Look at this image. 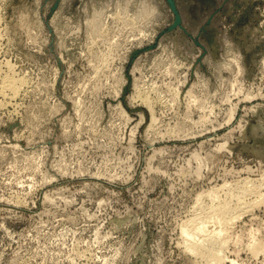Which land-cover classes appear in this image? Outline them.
I'll list each match as a JSON object with an SVG mask.
<instances>
[{"label":"rangeland","instance_id":"374dc122","mask_svg":"<svg viewBox=\"0 0 264 264\" xmlns=\"http://www.w3.org/2000/svg\"><path fill=\"white\" fill-rule=\"evenodd\" d=\"M213 262L264 264V0H0V264Z\"/></svg>","mask_w":264,"mask_h":264},{"label":"bare ground","instance_id":"6f19581e","mask_svg":"<svg viewBox=\"0 0 264 264\" xmlns=\"http://www.w3.org/2000/svg\"><path fill=\"white\" fill-rule=\"evenodd\" d=\"M7 80V79H6ZM15 82H17V81H12V80H8V81H5V85L7 84V86L8 87H10V89H9V91L11 90V89H13L14 88V84H15ZM1 83H2V81H1ZM18 83H19V81H18ZM2 85H3V83H2ZM1 85V86H2ZM19 85H21V84H19ZM17 87V86H16ZM1 88H3V87H1ZM4 88H6V86H4ZM18 88V87H17ZM8 88H6V90H7ZM12 91V90H11ZM15 91V88H14V90H13V92ZM15 93H16V91H15ZM5 94V93H4ZM16 96V95H15ZM147 101V100H146ZM252 190V189H251ZM232 191H234V190H232ZM254 191V190H253ZM250 192V191H249ZM240 193V192H239ZM228 194V193H227ZM252 194V193H251ZM232 195V194H231ZM243 196V195H242ZM240 197V196H239ZM243 198H244V196H243ZM239 201V200H238ZM241 201V200H240ZM239 201V202H240ZM244 201V200H243ZM231 202V201H230ZM242 202V201H241ZM238 202H236V204H237ZM243 203V202H242ZM230 204V203H229ZM239 204V203H238ZM242 205V204H241ZM240 205V206H241ZM245 205V204H244ZM223 206V205H222ZM227 205H225V206H223V207H220L219 209H216V211H215V217H217L216 219L219 221V222H222L223 221V216L224 215H226V214H228L229 212H230V210H229V208H227L226 207ZM202 207V206H201ZM215 207V206H214ZM217 207H218V205H217ZM204 209V208H203ZM208 209V208H207ZM205 211V210H204ZM213 213V212H212ZM208 214H209V212H208ZM211 214V213H210ZM209 214V215H210ZM199 216V215H198ZM227 216V215H226ZM204 217V216H203ZM202 217V218H203ZM207 217V216H206ZM209 217V216H208ZM229 217L227 216V219H228ZM215 219V218H214ZM225 220V219H224ZM191 221V220H190ZM205 221V220H204ZM224 222V221H223ZM225 222H226V220H225ZM227 222H228V220H227ZM226 222V223H227ZM194 223V222H193ZM206 223V222H205ZM191 224V223H190ZM195 224H196V222H195ZM228 224V223H227ZM194 226V225H193ZM187 227V226H186ZM197 227V226H196ZM194 228H192V230H193ZM205 229H206V226H204V225H202V226H199L197 229H196V231L198 232V233H200V234H202L203 235V233L205 232ZM214 234V233H213ZM220 234V233H219ZM184 235H185V237L186 238H191V237H193L195 234H194V232H192L191 230H185L184 231ZM204 236V235H203ZM211 236V235H210ZM209 235L208 236H206L205 237V242H203L204 244H201L200 245V243H201V241H200V243H199V246H197V242H192V245L191 244H188V242H187V245L190 247V250L191 251H194L195 253H198V255L200 254V256H204V257H208L207 259H211V260H214L216 263H219L220 261H221V258L219 257L220 255L218 254V251H222L221 249V247H222V245H220L219 247H216L217 246V244L215 245V243L216 242H218L217 240H218V238H219V236H218V238H217V235H213V236H211L210 237ZM221 236V235H220ZM204 238V237H203ZM221 238V237H220ZM201 239V238H200ZM189 240V239H188ZM197 240H199V239H197ZM221 242V241H220ZM219 245V244H218ZM197 247V248H196ZM197 250H196V249ZM222 257V256H221ZM204 259V258H203ZM206 259V258H205ZM204 259V260H205ZM224 259V258H223ZM211 262V261H210ZM210 264V263H209ZM213 264H214V262H213Z\"/></svg>","mask_w":264,"mask_h":264}]
</instances>
